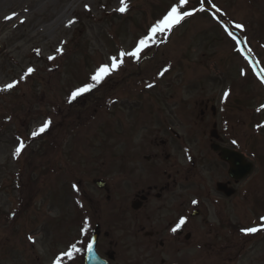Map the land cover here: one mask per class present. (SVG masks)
<instances>
[{
    "label": "rangeland",
    "instance_id": "374dc122",
    "mask_svg": "<svg viewBox=\"0 0 264 264\" xmlns=\"http://www.w3.org/2000/svg\"><path fill=\"white\" fill-rule=\"evenodd\" d=\"M209 1L232 26H244L245 48L264 75V0ZM126 2L122 13V0H0V88L16 82L0 92V264H55L73 244L78 207L83 228L111 223L137 195L155 198L158 186L181 176L190 213L203 212L192 225L221 228L224 237L221 255L198 246L191 264H264V231L245 244L243 231L234 243L228 229L236 222L264 229V88L212 18L187 17L139 61L125 57L118 71L69 102L179 5ZM236 100L240 110L231 109ZM47 120L43 137L33 138ZM214 125L220 144L255 165L248 182H231L239 192L230 199L216 186L230 179L210 148ZM20 140L26 147L17 157ZM186 165L190 171L181 170ZM97 180L106 191L95 188Z\"/></svg>",
    "mask_w": 264,
    "mask_h": 264
},
{
    "label": "flooded vegetation",
    "instance_id": "af4514ba",
    "mask_svg": "<svg viewBox=\"0 0 264 264\" xmlns=\"http://www.w3.org/2000/svg\"><path fill=\"white\" fill-rule=\"evenodd\" d=\"M183 199L184 202L179 207L185 209L186 201ZM172 221L152 220L144 215L138 218L137 230L128 231L132 237L124 236L116 240L114 233H111V236L105 234L106 238L101 243L104 247L110 246V249L105 250L107 247L103 249L100 246L101 255L110 264H157L158 261L159 264H172L177 258L186 261L195 242L211 249L215 242L217 249L222 247L221 229L192 227L190 222L185 221L177 232H173Z\"/></svg>",
    "mask_w": 264,
    "mask_h": 264
},
{
    "label": "snow or ice",
    "instance_id": "6c2138e0",
    "mask_svg": "<svg viewBox=\"0 0 264 264\" xmlns=\"http://www.w3.org/2000/svg\"><path fill=\"white\" fill-rule=\"evenodd\" d=\"M123 6L119 9L120 12H125L128 8L126 0H122ZM189 5V0H179V5L171 7L170 11L167 12V14L160 19L157 23H155L150 28V34L146 35L144 38L140 39L138 42V45L134 48V50L129 52L121 51L119 53V59H117L116 56H113L111 58L112 63L111 67L107 65L100 66L96 73L91 77L92 83H87L83 87L78 88L75 92L71 94L70 101L75 100L78 96L88 93L92 91L96 86H98L107 76L111 75L112 72L118 71L119 68L124 64V58L130 57L132 59H135L139 61L141 57V53L148 47L151 46L156 41V38L158 35H165L166 33L170 32L174 26L179 25L183 20H185L187 17L192 16L194 13L187 11L186 8H182L181 6H187ZM203 11V9H201ZM217 12L220 11V9H216ZM13 17H8L7 19H12ZM23 23V21H21ZM71 23V22H70ZM236 27L239 29H243V25L236 24ZM231 35V34H230ZM58 52H62V49H57ZM50 59H55V57H50ZM27 72L30 74L34 72V69L29 68ZM16 86V82L14 83H8L4 87L0 88V92L10 91ZM151 87V85H149ZM228 93H225V96H227ZM52 124L51 120H47L42 127L39 129L33 131L31 133L32 137L35 138L42 133L46 132L50 125ZM26 144L23 140H20L19 147L15 150V156L19 157L21 152L25 149ZM195 203V202H194ZM185 221L182 219L180 221V224L183 225ZM83 231L87 232V229H83ZM173 232L177 231L176 228L172 229ZM245 235L249 234H255L257 232L264 231V229L257 228V227H251L247 229H242ZM29 240H32V237H29ZM34 242V241H33ZM87 250L91 254L93 252V245L91 243L87 244ZM80 249L76 246V244H72L71 248L67 250L66 252L62 253L57 259L55 260V264H61L62 259L65 257L68 260H73L75 254L79 253Z\"/></svg>",
    "mask_w": 264,
    "mask_h": 264
},
{
    "label": "water",
    "instance_id": "95a60500",
    "mask_svg": "<svg viewBox=\"0 0 264 264\" xmlns=\"http://www.w3.org/2000/svg\"><path fill=\"white\" fill-rule=\"evenodd\" d=\"M222 159L229 162L231 165L230 175L235 179H243L247 176L251 171L252 167L249 164L244 162L243 157L239 154L223 150L222 151ZM92 264V263H90Z\"/></svg>",
    "mask_w": 264,
    "mask_h": 264
}]
</instances>
